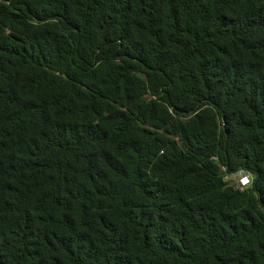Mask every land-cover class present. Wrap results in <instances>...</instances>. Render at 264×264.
Instances as JSON below:
<instances>
[{
  "label": "trees",
  "instance_id": "trees-1",
  "mask_svg": "<svg viewBox=\"0 0 264 264\" xmlns=\"http://www.w3.org/2000/svg\"><path fill=\"white\" fill-rule=\"evenodd\" d=\"M0 264H264V0H0Z\"/></svg>",
  "mask_w": 264,
  "mask_h": 264
},
{
  "label": "built area",
  "instance_id": "built-area-1",
  "mask_svg": "<svg viewBox=\"0 0 264 264\" xmlns=\"http://www.w3.org/2000/svg\"><path fill=\"white\" fill-rule=\"evenodd\" d=\"M234 175L238 176V180L233 182L235 189L243 190V189L251 187L252 181H253V175L252 174L244 172V171H239L238 173L231 174V175L227 174L225 176V181L232 180Z\"/></svg>",
  "mask_w": 264,
  "mask_h": 264
},
{
  "label": "rangeland",
  "instance_id": "rangeland-1",
  "mask_svg": "<svg viewBox=\"0 0 264 264\" xmlns=\"http://www.w3.org/2000/svg\"><path fill=\"white\" fill-rule=\"evenodd\" d=\"M231 175V174H229ZM227 180V179H226ZM233 181H237L238 180V176L237 175H234V177L232 178Z\"/></svg>",
  "mask_w": 264,
  "mask_h": 264
}]
</instances>
